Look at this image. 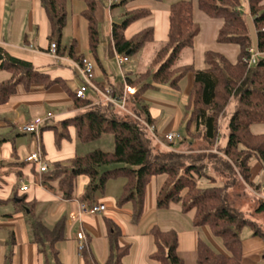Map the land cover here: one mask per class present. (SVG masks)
I'll use <instances>...</instances> for the list:
<instances>
[{
    "label": "trees",
    "instance_id": "1",
    "mask_svg": "<svg viewBox=\"0 0 264 264\" xmlns=\"http://www.w3.org/2000/svg\"><path fill=\"white\" fill-rule=\"evenodd\" d=\"M38 1L46 11L48 37L51 41L55 40L57 53H63L66 47H62V51L59 47L67 22V4L72 0ZM82 1L85 9L81 15L87 22L88 47L98 63V2ZM125 1L127 0L121 2ZM196 1L198 9L207 16L222 20L216 40L219 43L238 45L236 61L231 62L222 53L208 50L204 53V68L197 69L192 63L179 65L181 52L193 47L197 29L193 23L191 0H177L169 4L166 38L155 50L148 68L132 77L125 76L126 83L135 88L133 98L139 102V110L136 109L133 113L152 123L146 105L141 104L143 93L160 84L178 89L179 81L191 72L193 82L184 106L180 134L183 142L193 140L190 148H194L195 143L212 148L219 135V118L231 97L236 95L238 103L228 122L226 144L220 154L208 156L213 170L219 174L236 172L247 185L258 189L263 180L256 182L251 179L250 160L255 159L264 167V133H253L251 126L264 123V56L252 66L245 62L252 42L240 0ZM149 13V8H134L125 12L120 23L112 24V40L117 53L133 55L154 41L152 27L144 28L129 37L124 34L130 23ZM248 14L252 17L256 32L255 49L264 53V0H248ZM75 47L76 40L73 39L67 53L80 63L85 56L77 55ZM0 70L8 73L5 79L0 80V105H5L20 86L26 91L33 85H41L45 89L58 86L70 97L72 107L77 110L75 115L58 121V125L50 126L56 146L63 139L69 138L70 126L74 127L75 137L82 143L95 141L106 134L113 138L112 151L96 149L75 155L68 163L54 162L47 171L41 173V184L61 198H78L90 203L94 201L95 193L105 192L107 181L122 178L124 184L116 199V206L122 208L130 204L131 222L137 224L144 212L148 184L153 177L163 175L156 192V207L167 209L172 202H179L182 212L193 211V226L207 227L225 248L226 252H218L203 239H198L196 264H241L243 242L240 232L245 225L254 230V235H262L264 238V233L257 229L254 222L228 209L225 202L226 186L199 185L202 177H207L209 182L215 181L214 176L202 172L204 164L198 162L201 160L199 155L193 157L185 152L164 150L137 118L123 113L109 103L92 104L89 98L76 97L64 78L51 77L39 71L31 62L11 55L1 44ZM110 164L118 166L100 170V167ZM2 165L0 162V166ZM79 174L86 175L88 182L84 191L76 197L75 181ZM16 175L20 178L22 174L18 171ZM26 198V194L17 195V190L13 189L12 198L0 199V203L12 201L16 209L24 212L27 210L32 242L43 256V264H63L56 244L65 239V219L61 217L52 226L46 225L37 215V200L26 201ZM258 210H264V204H260ZM104 222L109 253L103 264H125L123 259L129 254L131 246L120 243L122 232L113 220L105 217ZM149 234L153 245L148 255L151 261L156 264H185L178 252L179 237L176 230L153 225ZM49 253L52 261L49 260ZM82 258L84 264H99L86 247Z\"/></svg>",
    "mask_w": 264,
    "mask_h": 264
},
{
    "label": "crops",
    "instance_id": "2",
    "mask_svg": "<svg viewBox=\"0 0 264 264\" xmlns=\"http://www.w3.org/2000/svg\"><path fill=\"white\" fill-rule=\"evenodd\" d=\"M158 1L159 3L163 4L161 9L146 7L150 9V13L146 16L154 15L155 21L151 23L152 25L139 27L140 29H138L140 31L144 28L152 27L154 30L153 42H162L165 40L167 34L168 5L177 0ZM125 2L114 3L112 5H109L108 3V8L105 7V9L104 7H101L99 9L97 3L96 17L98 23H103L104 39H109L110 41L109 46H107L105 50L101 49L100 45H98V63L93 58L88 45L84 44V38L86 37L87 39V22L81 15V12L85 9V3L82 0H72L67 4V22L63 30V36L59 47L61 51L63 50L62 47H66V49L63 51V53L58 52V59H55L48 54V48L51 42L48 37L49 24L45 8L38 0H0V44L3 45L11 55L31 62L39 71L45 72L51 77L60 76L64 78L71 90L75 91V89L81 84V79L79 77L77 69H75L76 61L72 59L67 53L68 47L71 41L74 39L76 40L75 53L77 55L82 54L86 56L84 54V51L85 49H87V56L90 58L92 57L96 64L99 66L101 75H98L97 71H95L96 82L101 85L111 86L115 91H121L122 89L120 90L116 88L113 80L109 78L108 69L112 68L114 56L117 53L115 51L112 40V24L115 22L112 20L111 14L113 13L117 5ZM134 8L138 7H133L130 9L127 8L126 11ZM201 13L202 14H199V12H197L196 16H198V18L203 21H207L205 22L207 27L209 26L213 28V31L211 32V35H209L208 40L217 41L216 36L222 24V20L220 18L209 17L202 11ZM202 15H205L211 19L208 18L207 20ZM144 17H141L140 19ZM83 19L85 20V22ZM138 19H136V21ZM216 19H219L220 22H215ZM127 27L125 28V30L127 29ZM199 34L195 35L193 49L197 43V40H199L200 38ZM127 37L129 36L127 35ZM202 43L205 49L203 50V52H201V56H199V58H201V61L203 62L204 53L211 49H208V46L205 44V42L202 41ZM253 46L255 48V45ZM235 47H238V45H236ZM226 50L233 53V58L237 59L239 47L233 48L232 46H228L226 47ZM140 51H138L137 53H139ZM219 53H222L230 60L229 55H227V51H221ZM189 58L190 59L188 60L190 61L181 63L179 65L188 63L194 64V61H192V58H194L193 52ZM202 62L201 64H203ZM72 67H74V69ZM72 72L74 76H76V80L78 81V84L75 85L74 89L70 86V83L74 79ZM189 73L191 72H188L179 81L178 89H172L168 85L160 84L155 85L153 88L147 89L143 93L141 104L146 105L147 111L150 115L152 123L155 125V129L158 134H165L174 130L181 132L184 117L182 106H185L187 99L184 105L180 103L179 99L180 95H183L185 93L188 98V94L193 82V74L191 73L190 75ZM127 74L129 73L123 72L124 80ZM6 77V72L0 70V80L5 79ZM58 93H61L62 95L64 94L65 97L63 96L62 99H53L47 97V95ZM87 98H89L88 95ZM46 101L50 104H56L58 101L67 102L70 108L66 112L61 111L59 113H57L58 110L56 111V113L52 112L49 109L44 110V112H46L44 115L45 117L51 116V118L60 121L62 119L74 116L77 112V110L74 109L71 105L70 97L60 87L52 86L49 89H45L41 85H33L28 91L23 89L22 92H20V90L18 89L17 93L11 96L5 105H0V122L5 124V126L7 127L16 129L17 131H21L20 127L23 124L35 118L28 117L26 119L25 117L26 121L24 122V107H28L29 110L32 111L33 109H35V107L41 106L40 103H44ZM257 125L260 124H253L251 126L252 132L263 133L264 126ZM5 134L6 136H9V133L7 131ZM68 135L69 138L63 139L60 142L58 148H56L54 143V133L52 131H41L40 144L49 166L54 162H67L70 161L75 155L84 154L82 153V151H78L77 143L79 141L75 137L74 127H68ZM17 142L18 139H15V137H2L0 139V144L3 146L2 150L0 151V162L3 164L2 166H0V199L5 200L7 198H12L13 189H15L17 190V195H22L23 193L27 195L26 201H30L32 199L37 200V215L41 217L42 221L46 225L52 226L59 218L63 217L66 221L65 239L59 241L56 244V247L59 250L61 260H64L65 263L67 258L69 257L68 253H71L70 257L72 258V262H75V255H77L79 258L82 257V253H80L77 248L78 240L75 237V232L79 231L80 229H82L84 232V243L91 256L94 259H103L105 256L104 252L103 254H100L97 246L92 243V232L101 231L106 237V227L104 222L105 217L113 220L118 226L120 225V221L118 219L120 218V216L116 215V211L111 212V209H113L114 200L118 196V192H121L122 190L124 179H111L107 181L105 192L103 194H100V196H96V194H94L95 201L105 204V210L103 212H100L98 214H87L81 218H75L71 220V216L78 212L80 200L78 198L70 200L63 199L54 192L44 187L40 181L42 172H40L34 164L25 163L21 160V155L23 153L30 152L35 148V137L34 141H32L27 148L29 151H27V149L17 147ZM184 144L185 143L182 142V140L177 142L176 145L179 146L177 150H183ZM187 144H191V142L188 141ZM258 164H256L257 168L259 167ZM18 171H20L22 174L20 178L16 175V172ZM252 172L253 174L255 173L254 167H252ZM155 179L156 177H153L151 179L146 189L144 208L148 204V209L143 218H141L144 219L142 223H140V221L142 220H139L137 224L132 223L130 212L117 211L124 216V219L126 221L135 226L136 231L134 236L139 240L138 252L135 254V249L133 250V246L132 249H130L131 255L133 253L134 258L131 264H153V262L148 257L150 251L153 248L152 239L149 234V230L153 225H159L162 229L176 230L179 237V254L183 257V259L185 256L192 257L194 255V260L196 263V244L198 239L202 238L200 237L197 228L193 226L192 219L190 225L182 229H178L175 225L172 226L171 224L166 225L165 223H157L155 221H151L145 227V231L141 230L140 225L145 223L147 217L146 215L148 212H154V210H162L156 207V192L159 185H157L158 183ZM82 182L83 189H85L88 179L87 181L83 180ZM55 183L56 181H53V184ZM21 185H25L26 187L23 191L19 190V187ZM111 191H115L117 193L112 194ZM80 194L81 193L77 191L75 192L76 197H78ZM98 217H102V219L99 220ZM121 219L123 220V218ZM0 224V264H43V256L42 254L38 253L36 244L32 242L31 231L27 222V210H25L24 212L22 209H16L12 201L0 203ZM121 232L123 236L124 232ZM204 232L209 236L206 230H204ZM141 238L144 239L143 242L140 240ZM210 241H212L211 238ZM129 244L130 246L132 245V243ZM214 244L216 247L219 246L217 243ZM256 245L257 246H255L253 250H249L248 252H245V248L243 246V256L241 264H264V240L262 243L256 242ZM68 246L70 252L68 251ZM219 251L221 252L220 248ZM181 252L188 255H182ZM184 262L186 264L185 259Z\"/></svg>",
    "mask_w": 264,
    "mask_h": 264
},
{
    "label": "rangeland",
    "instance_id": "3",
    "mask_svg": "<svg viewBox=\"0 0 264 264\" xmlns=\"http://www.w3.org/2000/svg\"><path fill=\"white\" fill-rule=\"evenodd\" d=\"M192 1V16H193V23L195 28L197 29V35L199 34V40H197V43L193 49L192 48H188V49H184L181 52V56L180 59L178 61V64L181 63H185L187 61H190L188 59H190V55L193 52L194 58H192V61H194V67L200 69L202 67H205V63L204 61L202 62L201 58H199V56H201V52H203V50L205 49L203 42H205V44L208 46V49L214 50V51H227V55H229L230 61L234 62L236 61V58H233V53L228 52V50H226V47L228 46H232L233 48H238L235 47V44H226V43H219L217 41H211L208 40L209 35H211V32L213 31V28L211 27H207L205 22L207 21H203L201 19L198 18L197 12H199V14H202L200 10L197 9L196 7V0H191ZM98 6L99 9L102 7H107L108 8V2L107 0H98ZM163 6L162 3H159L158 0H127L125 3L119 4L115 7L113 13L111 14L112 20L115 23H119L123 20V18L125 17V12L130 8L133 7H149V8H156V9H161V7ZM240 7L242 12H244L245 14V18H246V22H247V26H248V33L250 35L251 38V42H252V47H254L253 45H256V32L254 30V26H253V22H252V17L248 14V0H240ZM123 14V15H122ZM204 16V18H206L208 20L209 17ZM211 19V18H209ZM84 20V19H83ZM215 20V19H213ZM154 15H150V16H146L142 19H138L137 21L135 20L134 22H132L131 24H129V26L127 27V29L125 30V34L126 36H131L132 34H134L135 32L139 31L138 29H140L139 27H146L147 25H152L151 23L154 22ZM220 22L219 19H216L215 22ZM85 22V20H84ZM99 32H100V47L101 49L105 50L107 48V46H109L110 41L109 39L105 40L104 39V33H103V23L99 24ZM84 36V35H83ZM109 41V43H108ZM163 42V41H162ZM160 41H156V42H151L148 43L139 53H135L133 55H128V62H125L122 64L121 68L118 66L117 61H116V54L114 56V61L112 64V68L108 69V76L110 79L113 80V83L115 85L116 88L118 89H122L124 84L126 83V81L124 80V75L123 72L125 73H129L127 75L129 76H134L136 75L138 72L144 71L145 69L148 68L149 64H150V60L152 58L153 53L155 52V50L161 45ZM64 43V41H63ZM211 43V44H210ZM84 44L88 45V38L86 39V37L84 38ZM206 46V47H207ZM86 48V47H85ZM87 49H85L84 54L86 55L85 57H88V53L86 52ZM194 50V51H192ZM226 50V51H225ZM223 53V52H222ZM91 59L94 62V67H95V71H97L98 75H101V70L99 68V66L96 64V62L94 61V59L91 57ZM204 60V59H203ZM201 62L203 64H201ZM74 69V67H72ZM76 69V68H75ZM122 72V73H121ZM5 74V73H4ZM73 74V72H72ZM191 75V73H189ZM6 75L8 76V73L6 72ZM73 81L70 83V86L74 89L75 85L78 84L77 80H76V76H74L73 74ZM102 80V79H101ZM100 81V80H99ZM20 90V92H22V87L20 86L18 88ZM186 94V93H185ZM180 95V103H182V105H184V103L186 102L187 99V95ZM88 97L91 100H95L98 101L99 97L97 96V94H95L93 91H89L87 93ZM63 96L65 97V95L58 93V94H52V95H47L48 98H53V99H62ZM139 102H137L134 98H133V94L131 96H129L128 100H127V108L129 110L130 113L127 112H123L128 114L129 116L136 118L135 114L133 113L134 110H139ZM237 96L233 95L227 105V107L225 108V110L223 111V113L221 114L220 118H219V135H218V139L216 141V143L213 145L212 148H205L203 147V144L201 143H195L194 144V148H190V145L193 143V140H187L184 143V149L183 150H177V148H179V146H177L176 144H174L173 146V150H169L163 146H161V144H158V146H160L161 148H163L164 150L167 151H176V152H185L186 154H191L193 157H197V155H199V159H201L200 161H198L201 164H204V167L202 169V172H205L209 175L214 176L215 181L214 182H209L207 177H202V179L199 181V185L202 187H207V186H211V185H223L226 186L225 188V202H226V206L228 207V209H230L233 212H236L238 214H240L242 217L254 222L256 224V227L259 231H261L262 233H264V210H258L259 207V202L256 198V196L252 193V190L255 189L254 187H251L249 185H247L241 178V176L236 173H226V174H219L218 172H216L215 170H213V164L210 162L211 158L208 156V154H220L222 148L225 146L227 138H228V133H229V129H228V122L229 119L231 117V115L234 113L236 107H237ZM41 106L35 107V109H33L32 111L29 110L28 107H24L23 110H25L23 117L25 119L28 117H43V121L42 124L40 126V130L41 131H52L53 130L50 128V126L53 125H58V121L51 118V116L45 117V113L44 110H51L52 112H55L58 110L57 113L61 112V111H67L70 107L69 104L67 102H63V101H58L56 104H50L49 102H44V103H40ZM26 106V105H24ZM183 112H185L184 107L182 106ZM14 115V114H13ZM12 115V116H13ZM138 118L144 119L143 116L138 115ZM26 119L24 120V122L26 121ZM257 126H264V123H260V125ZM60 129V128H59ZM6 131L9 133V136H6ZM264 133V132H263ZM2 137H15V139H18L17 142V147L23 148V149H27L28 146L31 144L32 141H34V135L27 133V132H23V131H17L16 129H12L10 127L5 126V124L0 122V139ZM155 141V140H154ZM189 142H191V144H187ZM183 142V141H182ZM55 143V140H54ZM78 145V151H82V153H87L89 151H93L96 149H100V150H104V151H112L113 150V138L110 134H106L103 137L95 140V141H91L88 143H77ZM56 146V144H55ZM3 146L0 144V151L2 150ZM56 148H58V146H56ZM27 151H29L27 149ZM81 153V152H79ZM203 155V157H202ZM209 157V158H208ZM68 163V161L66 162ZM259 162H257V160L252 159L250 160V165L251 167H254V171H255V175L252 172V176L251 179L253 181L256 182H260L263 180L264 178V167L261 164H258ZM256 164L259 165V167H256ZM118 166V164H110V165H106V166H102L100 167V170H105L108 168H113ZM252 171V170H251ZM87 176L84 174H79L76 177V181H75V192H79L82 193L83 192V180L87 181ZM157 181V185H160L161 181L163 180V175H158L156 176ZM120 181V180H119ZM56 184V183H55ZM112 194L113 193H117L115 191H111ZM118 196L120 195L121 192H118ZM96 196H100V193H95ZM117 196V197H118ZM116 197V199H117ZM116 199L114 200V204H113V209H111V212H115L116 215L120 216L119 219V223H120V229L121 231L124 232V235L120 237V242L123 243H132L131 245V249L133 246V250L135 249V254L138 252V242L139 240L136 239L135 235V226L130 224L128 221H126L124 219V216L121 213H118L117 211H123V212H130L131 211V206L130 204H126L124 205V207L122 208H118L116 206ZM148 209V204L146 205V207L144 208V212L141 218H143L144 214L146 213ZM146 220L145 223L140 225L141 226V230L145 231V227L147 226L148 223H150L151 221H155L157 223H165L166 225H175L178 229H182L186 226L190 225L192 216H193V211H189L186 213H182L180 210V203L179 202H172L169 206V208L167 209H162V210H158L154 212H148L146 215ZM99 220L102 219V217H98ZM121 218H123V221ZM142 221H140V223L143 222L144 219H140ZM197 228V230L199 231L200 237L206 241L207 243H209V245H211V247L220 252L219 248L221 249V252H226L224 246L221 243V240L214 236L210 230L207 227H195ZM204 230H206V232H208L209 236L205 234ZM77 233V232H75ZM240 236L241 239L243 241V246H244V250L245 252H248L249 250H253L255 248L256 242H263L264 238L262 235H254V230L249 226V225H245L240 232ZM135 237V238H134ZM212 239V241L214 243H217L219 246H215V244L210 241V238ZM142 242L144 239H140ZM92 243L95 244L97 246V249H99V253L103 254L104 252V258H100V259H95L97 261V263L99 264H103L105 262V260L107 259L108 253H109V244L108 241L105 237V235L101 232V231H94L92 232ZM134 244V245H133ZM77 248H78V244H77ZM104 249V250H103ZM106 250V252H105ZM68 251L70 252L69 246H68ZM182 255H188V254H183L181 252ZM51 254L49 253V260L52 261V256H50ZM71 253H68V258L66 260V263L64 260H62L63 264H84L83 263V259L82 257L79 258L77 255H75V262H72V258L70 257ZM131 255V252L128 256H126L123 259V263L125 264H131L133 258V253ZM191 255V254H190ZM135 256V255H134ZM186 264H196L195 260H194V255L191 256H185L184 257ZM153 262V261H152ZM153 264H156L155 262H153Z\"/></svg>",
    "mask_w": 264,
    "mask_h": 264
},
{
    "label": "built area",
    "instance_id": "4",
    "mask_svg": "<svg viewBox=\"0 0 264 264\" xmlns=\"http://www.w3.org/2000/svg\"><path fill=\"white\" fill-rule=\"evenodd\" d=\"M121 1L123 0H107L109 5L119 3ZM248 53L249 56L245 58V62L248 66L254 65L259 58L264 56V53L258 51L254 47H249ZM48 54L55 59L59 58L55 40H52L50 42ZM115 58L120 68L123 63L128 61V55L126 53H117ZM75 66L81 79V84L74 91L76 97L82 99L87 98V92L91 90L99 97L98 101L91 100L92 104H96L98 102L109 103L123 112L130 113L126 105L129 96L134 93V87H132L128 83H125L121 91H115L111 86L101 85L97 83L95 80L96 77L94 62L90 57H83L82 61L80 63L76 62ZM135 117L145 126L156 143L161 144V146L169 150H173L174 144L182 140V135L177 130L170 131L165 134H158L153 123H149L145 119L138 118L137 116ZM42 121L43 117H35L20 127L21 131L34 135L36 142L35 148L32 151L23 153L21 155V160L25 163L34 164L40 172L47 171L49 168L48 162L45 159L40 144V126L42 124ZM25 188V185H21L19 187V190L23 191ZM252 193L256 196L260 204H264V179L261 186L258 189H253ZM104 210V203L97 202L95 200L90 203L80 201L78 212L71 216V220L75 218H81L87 214H98L100 212H103ZM75 237L78 240V251L82 253L84 248L86 247L84 243L85 235L83 230L80 229L79 231H77Z\"/></svg>",
    "mask_w": 264,
    "mask_h": 264
}]
</instances>
